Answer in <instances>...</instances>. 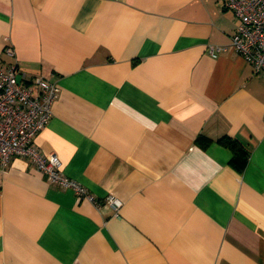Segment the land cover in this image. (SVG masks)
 Returning <instances> with one entry per match:
<instances>
[{"label":"crops","instance_id":"obj_1","mask_svg":"<svg viewBox=\"0 0 264 264\" xmlns=\"http://www.w3.org/2000/svg\"><path fill=\"white\" fill-rule=\"evenodd\" d=\"M235 26L218 0H0V65L59 88L36 147L123 202L96 209L11 156L0 264H264V76L208 50Z\"/></svg>","mask_w":264,"mask_h":264},{"label":"built area","instance_id":"obj_2","mask_svg":"<svg viewBox=\"0 0 264 264\" xmlns=\"http://www.w3.org/2000/svg\"><path fill=\"white\" fill-rule=\"evenodd\" d=\"M222 9L233 12L236 26L229 44L208 45L209 53L222 48L241 55L251 66L253 75L264 76V0H218ZM3 50L14 56L9 36L3 37ZM59 92L55 82L42 76L27 79L13 64L0 65V166L13 155L26 156L47 181L70 189L77 199H85L96 209L108 206L118 215L123 202L113 194L98 198L84 185L68 177L55 154L44 155L35 145L36 135L52 116V104Z\"/></svg>","mask_w":264,"mask_h":264},{"label":"trees","instance_id":"obj_3","mask_svg":"<svg viewBox=\"0 0 264 264\" xmlns=\"http://www.w3.org/2000/svg\"><path fill=\"white\" fill-rule=\"evenodd\" d=\"M200 140H202V138ZM202 141L205 143L208 142L207 139ZM218 141L227 146L232 152L229 164L238 171H241L247 162L248 150L246 147L237 139L228 136L220 137Z\"/></svg>","mask_w":264,"mask_h":264},{"label":"rangeland","instance_id":"obj_4","mask_svg":"<svg viewBox=\"0 0 264 264\" xmlns=\"http://www.w3.org/2000/svg\"><path fill=\"white\" fill-rule=\"evenodd\" d=\"M3 45H4V43H3Z\"/></svg>","mask_w":264,"mask_h":264}]
</instances>
